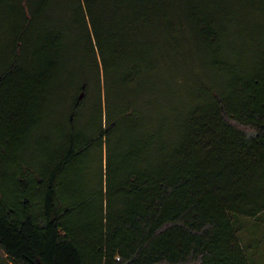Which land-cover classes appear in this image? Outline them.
<instances>
[{
    "label": "trees",
    "instance_id": "1",
    "mask_svg": "<svg viewBox=\"0 0 264 264\" xmlns=\"http://www.w3.org/2000/svg\"><path fill=\"white\" fill-rule=\"evenodd\" d=\"M263 215L264 0H0V264H257Z\"/></svg>",
    "mask_w": 264,
    "mask_h": 264
},
{
    "label": "rangeland",
    "instance_id": "2",
    "mask_svg": "<svg viewBox=\"0 0 264 264\" xmlns=\"http://www.w3.org/2000/svg\"><path fill=\"white\" fill-rule=\"evenodd\" d=\"M83 96V94L81 95ZM54 99V100H53ZM18 101H26L29 104L31 110V122L28 124H20L24 129V133L26 134V143L24 144V153L23 157L29 158L32 154H35L41 147H46L49 141L50 130L52 128L51 118L52 115L48 114L52 111V108L55 110L59 109L60 105V93L57 94H49L47 92L37 93L34 96V93L28 90H24L23 92L16 94V102ZM53 101V105L51 107V103ZM62 104V103H61ZM53 112V111H52ZM264 217V215H263ZM260 223H264V218L261 219ZM251 223L250 221H244L242 228V236L245 241H249L248 238L253 237V233L249 228ZM263 229L259 228L256 230L255 235L258 238H261L263 242L259 248V252L257 255L258 262L257 264H264V233ZM0 258H6L3 251L0 249ZM11 264V263H7Z\"/></svg>",
    "mask_w": 264,
    "mask_h": 264
},
{
    "label": "water",
    "instance_id": "3",
    "mask_svg": "<svg viewBox=\"0 0 264 264\" xmlns=\"http://www.w3.org/2000/svg\"><path fill=\"white\" fill-rule=\"evenodd\" d=\"M81 96V95H80ZM37 264H42L41 262H37Z\"/></svg>",
    "mask_w": 264,
    "mask_h": 264
}]
</instances>
